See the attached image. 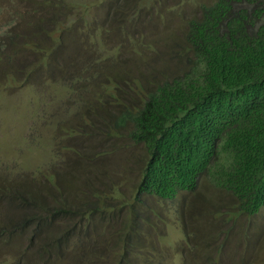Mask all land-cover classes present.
Wrapping results in <instances>:
<instances>
[{
	"label": "rangeland",
	"instance_id": "1",
	"mask_svg": "<svg viewBox=\"0 0 264 264\" xmlns=\"http://www.w3.org/2000/svg\"><path fill=\"white\" fill-rule=\"evenodd\" d=\"M215 1L0 0V264H264V208L206 176L139 194L145 149L109 125L190 68V22ZM100 92L124 105L94 131Z\"/></svg>",
	"mask_w": 264,
	"mask_h": 264
},
{
	"label": "trees",
	"instance_id": "2",
	"mask_svg": "<svg viewBox=\"0 0 264 264\" xmlns=\"http://www.w3.org/2000/svg\"><path fill=\"white\" fill-rule=\"evenodd\" d=\"M187 40L190 68L136 92L137 104L124 106L109 125L126 128L145 149L139 194L171 200L206 176L237 199L240 211L256 215L264 208V0L205 5ZM95 97L100 113L87 115L99 131L108 124L105 103H124L122 96Z\"/></svg>",
	"mask_w": 264,
	"mask_h": 264
}]
</instances>
